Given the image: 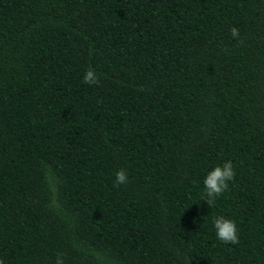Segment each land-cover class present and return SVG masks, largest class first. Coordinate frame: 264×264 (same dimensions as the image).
<instances>
[{"label": "trees", "instance_id": "obj_1", "mask_svg": "<svg viewBox=\"0 0 264 264\" xmlns=\"http://www.w3.org/2000/svg\"><path fill=\"white\" fill-rule=\"evenodd\" d=\"M57 257L264 264V0H0V259Z\"/></svg>", "mask_w": 264, "mask_h": 264}, {"label": "clouds", "instance_id": "obj_2", "mask_svg": "<svg viewBox=\"0 0 264 264\" xmlns=\"http://www.w3.org/2000/svg\"><path fill=\"white\" fill-rule=\"evenodd\" d=\"M233 38L238 37L239 30L235 27L231 28ZM83 82L89 85L99 83V78L95 70L88 68L83 75ZM235 168L232 161H224L222 165L214 167L203 179L205 189V201L211 206L215 203L217 197L221 196L228 190L229 181L235 178ZM128 177L126 170L121 168L115 173V185L126 184ZM216 238L224 243L238 244V230L235 220L226 218L224 215H218L213 219ZM0 264H4L3 259H0ZM56 264H63V260L57 257Z\"/></svg>", "mask_w": 264, "mask_h": 264}]
</instances>
